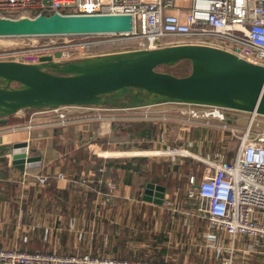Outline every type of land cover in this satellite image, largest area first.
Wrapping results in <instances>:
<instances>
[{"label":"built area","instance_id":"2783aa9c","mask_svg":"<svg viewBox=\"0 0 264 264\" xmlns=\"http://www.w3.org/2000/svg\"><path fill=\"white\" fill-rule=\"evenodd\" d=\"M130 15L133 18V31L123 34L84 36L90 42L67 40L72 36H39L9 38L28 39L33 44L21 50L15 49L0 55V61H24L28 55L50 56L55 61H73L88 57L100 47L112 44L117 51L154 50L159 47L175 45L213 46L227 50L254 64L264 65V0H0V18L21 19L36 18L39 15ZM6 38V37H5ZM4 38V39H5ZM48 39L38 45L40 39ZM3 39V38H0ZM230 48V49H227ZM17 58L18 60H15ZM21 59V60H20ZM39 59V58H38ZM37 59V60H38ZM181 114L192 120H216L223 123V128L230 132V138L237 143L233 157L228 159L213 153L203 160L205 169L201 182L192 176L186 186L185 203L195 209L196 219L206 222L205 232L220 230L229 241V256L220 264H234L233 253L237 250L236 242L241 238L264 243V117L251 115L244 128L227 126L228 116L234 111L214 106L184 105ZM86 110H103L87 107H58L54 110L34 111L35 114H48L53 120V127L66 128L80 123ZM101 150L96 149V155ZM156 156L177 157L192 156L187 149H178L172 153L164 149ZM226 154V152L224 153ZM30 158V151H25ZM140 155V154H138ZM14 153H9V163H13ZM105 159L104 157H102ZM172 165L177 164L172 159ZM176 164L174 166H176ZM45 183L44 176L31 175L26 170L18 178H26ZM102 181V182H101ZM95 182V181H94ZM81 180V186L94 183ZM96 191L98 204L111 203L115 194L107 183L97 179ZM26 189L28 187H24ZM111 189H115L112 186ZM168 200V201H167ZM164 205L174 215H191L187 211L179 212L177 201L169 202L165 196ZM214 236V235H210ZM0 264H189L158 263L152 261L124 260L102 257L92 253L59 254L57 252H25L19 249L0 250Z\"/></svg>","mask_w":264,"mask_h":264},{"label":"crops","instance_id":"0c3cea01","mask_svg":"<svg viewBox=\"0 0 264 264\" xmlns=\"http://www.w3.org/2000/svg\"><path fill=\"white\" fill-rule=\"evenodd\" d=\"M170 105L175 104H161L159 106L143 107L140 109L103 108V110H86L82 115V120L79 121L80 123H75L60 129H58L59 127L51 129L52 127L47 124L43 125L41 128H37L39 129L37 131L36 128L32 131L28 130L29 120L26 125L22 126V121L18 120L16 123H12L9 118L7 123L2 124L3 126L0 127V148H8L5 154H2V156L0 154V161L3 162V160H5V162L9 163V159L7 158L8 154L14 153L16 145L26 143L30 151V156L39 158L40 162L39 166L26 167L27 171L30 172L31 175L33 174V176L37 174V176H44L47 179L45 183H41L36 179L30 177L26 178V184H28L26 190L33 192L20 195L21 203H23L24 198L27 200V198L29 199L33 196L35 202H41V195L34 193V190H36L35 185H39L41 188L44 186L47 188L54 187L57 193L60 191H68L69 195H71V199L76 200L77 204L80 203L83 197L85 198L90 194H92L91 196L93 197L92 207L89 209L93 215L88 217L84 222L83 219L80 220L79 223L77 222L79 224H77L78 227L74 228L75 223L73 222L72 225V221L77 219V208L79 206L73 208L72 212L74 218L69 217L71 213L70 209L73 207L71 205L74 204V201H72V203H68L67 211L65 209L67 213L64 211V214L67 215L65 217L62 212H57L59 209L47 208L40 211L37 210L35 204H33L29 209L32 220L30 223H26V228L27 226L37 223L39 218L42 219L45 217L44 220L49 222L51 216H60L62 218L61 221H59L62 229L60 234L67 233V247H69V250H72L74 254L78 252V249L74 250L78 245L77 242L80 245L82 242L87 244L85 234H83L84 231L87 233L90 229H97L95 244H113L116 238L120 236L119 234L122 233V230L128 228L127 226L132 219L136 220L138 217L142 216L143 220H145L147 216V218H149L147 220L153 222L151 226H156V228H154L156 233H160L163 226H166L164 230L167 231L165 237L171 245L168 247L171 248L170 252L173 253L171 257L175 260L174 262L220 264L226 256L231 254L228 250L229 246H231V241L216 228L206 233V222L196 219L194 214L196 213L195 209L185 208V211L191 215H171L169 224L164 223L165 225H162L161 215L163 214V210H169L164 203L162 206H159L147 201L129 202L131 195L135 198L136 196H140V194L144 195L145 189L141 192L136 178L139 176L138 174L140 172V174L145 173V171L149 169V165L155 164L154 161L149 162L150 156H155L154 153H160L164 149L170 148L169 146L171 144L179 145L178 147L187 149L190 152L193 151L198 155H202L203 151L206 152L204 154H207V156L213 153L220 154L222 152V133L219 131V123H215L213 120L189 119L187 116L181 114L182 107L175 108ZM230 115L231 114L228 116L229 120L227 123L229 126H233L234 122H232L233 119ZM128 124L137 125L133 135L122 130V127L128 126ZM27 125L28 127H26ZM55 129L58 130L54 131ZM211 142H213L212 149L210 146L208 147ZM207 147L208 149H206ZM96 149H100L102 153L108 154V157L106 156L104 157L105 159L102 158V160L87 157L86 162H84L86 167L83 165L85 168L82 170L81 174L77 176L79 172L78 168L74 166L76 162L74 156H76V154L82 155L86 153L96 154ZM127 150H132L130 151L131 153L137 154L131 156V160L126 161L122 156H124L123 152ZM175 161L177 164L178 162H183L180 156ZM175 164L170 166L174 173H176ZM9 165L13 166L16 172H19L16 173L18 175L23 174L26 170L17 169L13 163H9ZM192 176H194L193 173L187 174V185ZM101 177L109 186L106 192L112 191L115 194L111 203L107 205L98 204L96 191L90 188V186H97L95 182ZM198 177L197 175V178ZM81 180L95 182L91 183L90 186H81V184L78 183ZM197 180L199 181V179ZM7 181L18 185V181L14 176L7 179ZM9 185H11V183H9ZM112 186H114V190L111 189ZM165 189L167 198L168 193L176 194L180 191V188L167 189L165 187ZM40 204L44 205L47 204V202H42ZM113 205L116 206V211L111 208ZM21 207L18 208L17 211L8 208L10 212L7 216L20 218L22 215ZM103 208L109 209L107 212L108 216L106 217L108 226L115 227L111 234L105 236H103L101 229L97 227L98 216L100 214L97 210L100 209V211H103ZM18 224L22 225L21 222ZM18 224L15 226L17 230L21 228ZM167 225L171 227L170 230ZM35 227L36 225L32 227V229ZM45 230L50 237L53 231L50 229ZM79 231L81 232L80 237L84 238V240L80 239V237L75 238V233H80ZM60 234L56 236V240L59 239ZM190 242L192 243L190 244ZM53 243L56 246L59 244L58 241ZM140 243L143 242L131 236L129 247L132 251L136 252L143 247ZM143 244L146 246V250L150 247L147 243ZM59 247L53 251H57ZM236 248L237 250L232 254L234 264H264L263 242L248 241L246 238L241 237L236 242ZM121 254L120 251L116 253L113 252L111 255L119 256Z\"/></svg>","mask_w":264,"mask_h":264},{"label":"water","instance_id":"95a60500","mask_svg":"<svg viewBox=\"0 0 264 264\" xmlns=\"http://www.w3.org/2000/svg\"><path fill=\"white\" fill-rule=\"evenodd\" d=\"M130 15H39L0 18V38L89 36L133 31ZM38 63L0 61V124L21 112L58 107L140 109L161 104L214 106L264 117V65L213 46L175 45L73 61L39 57ZM191 64L188 76L159 70ZM28 145L15 146L13 165L39 166L26 158ZM162 185L148 183L144 202L162 206Z\"/></svg>","mask_w":264,"mask_h":264},{"label":"trees","instance_id":"16d2710c","mask_svg":"<svg viewBox=\"0 0 264 264\" xmlns=\"http://www.w3.org/2000/svg\"><path fill=\"white\" fill-rule=\"evenodd\" d=\"M159 70L166 72V73H170L173 75H177V76H188L191 72V64L188 62H181L176 64L173 67H161L159 68ZM12 122V121H11ZM15 123V121L13 122ZM3 126L2 124H0V127ZM137 125H131L128 124V126H123L122 130H124V132L127 133H131L132 135L135 133L136 131V127ZM58 128V127H57ZM62 127H59L58 129H60ZM58 129H55L54 131H57ZM62 130V129H61ZM61 135V133H60ZM8 148L7 147H1L0 148V154L2 156V154H5L7 152ZM3 160V159H2ZM74 160L76 161L74 163V166H76V168H78V174L77 176H79V174H81L82 170L86 167L84 164V162H86L87 160V156L85 155H80V154H76V156H74ZM0 206L1 207H5V208H11L14 210H18V208H20L21 206V217L17 218L15 217V222L17 220H20L21 223H27V222H31L32 217L30 216L29 213V209L31 208V206L33 204H35V207L37 210L43 211L44 209L47 208H55L56 210H58L57 212H62L63 214L67 211V207H68V203H72V201H74V204L71 205L73 207H71L70 209V216L74 218V214H73V208H77V206H79L77 209L78 211V215H77V219L75 221H72V225L73 222L75 223V227H78V223L80 222V220L83 219V222L87 220L88 217H91L93 215V213H91V211L89 210L92 207V199L93 197L91 196L92 194H90L87 197H83V199L80 201L79 204L76 203V200L71 199V195H69L68 191H60V192H56V189L54 187H49L47 188L46 186H44L41 190L37 189L34 190L35 194H40L41 195V202H47V204L41 205L40 203H37L34 201V196L30 197L29 199L24 198L23 203H21V196L20 193H18L17 188L18 185L17 184H12L13 182H8L7 179H9L10 177H12L13 173H19L18 171L16 172V169L13 166H10L9 163L5 162V160L0 161ZM3 163V164H2ZM85 167H84V166ZM156 166V164H154ZM151 167V171H153L152 173L150 171H145V173L142 174H138L141 177H137L136 181L139 184V188H141V191L145 189L146 185L148 183H153V184H157V185H163L165 186L167 189H174V188H179V186H182V184L184 183V181L182 180L181 183L176 182L172 183V179L175 180L176 178H173L170 176V172L167 171L164 174V169H168L166 166H161V167ZM2 168V169H1ZM157 171V172H156ZM161 171V172H160ZM168 173V174H167ZM190 173V172H188ZM187 173V174H188ZM164 174V176H163ZM76 176V178H77ZM168 177V178H167ZM166 179L167 183L165 184L162 180ZM4 180V181H3ZM163 182V183H162ZM9 183H11V185H9ZM15 190V191H14ZM31 193L33 191H24V194L26 195V193ZM32 195V194H30ZM29 195V196H30ZM34 195V194H33ZM143 194H140V199H142ZM28 197V196H27ZM35 202V203H34ZM115 203V202H114ZM112 203V204H114ZM191 203H185L184 204V208L186 209H192V206L189 205ZM114 211H116V206H112L111 207ZM66 209V211H65ZM103 211H100V209H98L97 211L100 212L99 214V219L97 222V227L99 229H101V231L103 232V236L107 235V234H111L112 230L115 227H110L107 224V220L106 217L108 216V211L109 209L107 208H103ZM194 210V208H193ZM65 211V212H64ZM90 211V212H89ZM67 213V212H66ZM64 217L67 216L66 214L63 215ZM149 218L143 220L142 216L138 217L136 220H133L129 222V225L127 226L128 228L123 229L122 233L119 234L120 236L118 238H116V241L112 243H107V244H102V243H96L95 246V252L94 255H99L102 257H112V253H116V252H120L121 251V255L116 256L114 255L113 257L118 258V259H124V260H138V261H152V262H158V263H164V262H168V263H175L173 260L172 256V252L171 248L165 246V241H167V239L164 237V234L167 231H164L166 229V226H163L162 231L160 233H156V231H154V228H156V226H151L153 222H151L150 220H147ZM78 222V223H77ZM170 222V218L169 217H162V225L164 223L169 224ZM78 224V225H77ZM23 226L19 229V233H21L23 236H26V238H30L31 240L35 237H39L41 240L40 241H44L45 239L49 240L51 239L49 237V234L46 232V230H40V231H34V230H27L29 233L26 235V230L23 228H26V226H24V224H22ZM165 225V224H164ZM169 230L171 229V227L169 225H167ZM15 223L14 225L12 224V230L9 229L10 234L15 235ZM136 237L137 239H139L141 242L143 243H147L149 244L150 247L147 248V250L145 248H142L141 250H138L136 252L132 251L129 247V242H130V237ZM67 233H62L60 234L59 239H57L56 241L59 242L58 246H61L58 248L57 251H53L54 248H52L51 250H39V249H35L32 248L30 246H26V245H21L22 248H20L21 251H25V252H57L59 254H73L72 250H69L68 243H67ZM35 240V239H34ZM36 242H39L38 240H36ZM109 244V245H108ZM84 247H86L87 245L85 244V242H82V244ZM111 253V254H110ZM166 256L167 259H166Z\"/></svg>","mask_w":264,"mask_h":264},{"label":"rangeland","instance_id":"374dc122","mask_svg":"<svg viewBox=\"0 0 264 264\" xmlns=\"http://www.w3.org/2000/svg\"><path fill=\"white\" fill-rule=\"evenodd\" d=\"M65 38L67 40H72V41L75 40V41H79V42H90V39H87L84 36H78V37H73V38L65 37ZM47 41H48V39L42 38V39L39 40L40 43L38 45H43ZM32 44H33V42L29 41L28 39H22V40H13V39H9V38L0 39V55L5 53V52H7V51H12V50H15V49L21 50L22 48H27L29 45H32ZM227 49H230V48H227ZM117 50H119V49H117L116 47H113L112 44H107L106 46H103V47H100V48L94 50L92 52V55H90L88 57H82V55H79L80 57H78V58H76L74 60L88 59V58L94 57V56H104V55H107V54H111L112 52H115ZM16 51H12V52H16ZM130 51H139V50H130ZM37 56H39V55H28V56H26V57H24L22 59L25 62L38 63L39 60H37V59L39 57L37 58ZM15 60H18V59L15 58ZM62 62H67V61H62ZM179 105L180 104H178V106H177V104L176 105H170V106L175 107V108H177V107H182L183 108L184 107V106H181V105L179 106ZM109 108L110 109H120V108H112V107H109ZM109 108H105V109H109ZM101 109H103V108H101ZM47 116H48V114H42V113L41 114H35L34 111L27 110V111H24V112H21L19 114L11 116L10 120L12 121V123L14 121L16 123V121L20 120V121H22V124H21L22 126L26 125V123H28V120H29V122H30L29 123V128H28L29 131H32L34 128H36V131H37V130H39L37 128H41L43 125H47V124H49V126L52 127L51 129H53L54 127L51 126V125H53V120L51 118H47ZM230 116H232L231 117L233 119L232 122H234L233 126L239 128V129H242L246 125H248V122H249V119H250V114H247V113L244 114V113H239V112H232ZM213 122H215V123L217 122V123L220 124L219 125L220 126L219 131H221V133H222L221 139H222V143H223L222 144V150H221L222 151V155L225 158L230 159V158L233 157V154L236 151L237 143L230 138V132L224 130L223 123L218 122L216 120H213ZM226 125L228 126L229 124L227 123ZM26 127H28V125ZM178 146L175 145V144H171L169 146L171 151H172V153L175 152L178 149H181V147H178ZM209 146L212 149L213 142H211L208 145V147ZM208 147L206 149H208ZM130 151H132V150H127V151L123 152V154H125V156H122V157H123V159H126V161L127 160H131L130 157L133 156ZM225 152H226V154H224ZM204 153H206V152L203 151V154L201 153L202 155H198L197 153H194L193 151H191L190 154L194 155L195 158L192 157V156H187V155H186L185 159H183L184 157H182L183 162L182 163L178 162V164L176 166H174L176 168V173H174L172 171V169L170 168V166H172V161L171 160L172 159L177 160L179 158V156L177 157L175 154H173L171 156H164V155L150 156L151 158L149 159V162L150 161H154V163L156 164L157 167H161V166L165 167L166 166L168 168V169L165 168L163 170L164 174L169 170L170 172L172 171L170 173L171 177H173V178L177 177L175 180L172 179V183L176 184V182L181 183L182 180L184 181L182 186H179V188H180L179 192H177L176 194H174V193H168L167 194L170 203H172L173 201H177L179 212L185 211L184 204H185V201L187 200V198H186L187 191L185 190L186 189V185H187V179H186L187 173L188 172L193 173L194 177L196 179H199V181L197 180L198 183L201 182V180H202V175H203L202 173H203V171L205 169V164L203 163V160L208 158L207 154L205 155ZM102 154H104V153L100 152L99 155L102 156ZM83 155H85L87 157H90L92 159L96 158V160H102V157H98L96 154L86 153V154H83ZM154 166H155L154 164L149 165V167H148L149 169H147V170L152 173L153 171H151V167H154ZM164 174H163V176H164ZM196 174L199 176L198 178H197ZM34 175L37 176V174H34ZM13 176L15 177V179L19 180L18 178L20 177V175H18L16 173H13L12 177ZM162 181L165 184L167 183L165 178ZM20 182L22 184L23 179H20ZM95 183L99 184V182H97V181ZM21 184H19V181H18V185L19 186H18V188L16 190V191H18V193H20V195L24 194V192H23V190H25L24 187L28 186V184H26L24 186L21 185ZM35 186H36V190L37 189H39V190L42 189L39 185H35ZM143 196H141L142 199H143ZM129 199H130L129 202H135V201H140L141 202V201H143L142 199H140V196H136V198H135L134 196L131 195ZM10 209H6L5 207H1L0 206V215L6 216V217L0 216V250L1 249H4V250L19 249L20 250V248H22L21 245H23V244L26 245V246H30L32 248H35V249H39V250H43L45 248H46V250H49V249L51 250L52 248L56 249L57 247H59V246L54 245L53 242L56 241V236L59 235L60 232L62 231L61 226H60V222H59L62 219L60 216H51V220L49 222L44 220L45 217L42 218V219L39 218V221H37V223H35L34 225L27 226V228H23L25 230L27 229V230H35L36 231V230H45V229L48 230V229H50L51 231H53L50 234V238L51 239H49V240L45 239L44 241H40L41 239L39 237H35V238H33L31 240L29 237L26 238V236H23L21 233H19V230H17L16 227L14 229L15 230V235L10 234L9 229L12 230V224L14 225V223H15V226H16L18 223H20V220H17L15 222V220H14L15 217H12V216L8 217L7 216L8 213L10 212ZM171 215H174L171 209H169V210L168 209H164L163 210V214L161 215V217L164 216V217H169L170 218ZM33 220H34V218H33ZM22 224H24L26 226L25 223H22ZM18 225H19V227L23 226V225H20V224H18ZM35 225H36V227L34 229H32V227H34ZM27 230H26V233H25L26 235L29 233ZM83 234H85V238H86V241H87V244H86L87 246L84 247V246L80 245L77 242L78 245H77V247H75L74 250L78 249L77 250L78 252L74 253V254H76V255H79V253L80 254H83V253H85V254L86 253L94 254V252L96 250L95 249V246H96L95 241H96V236H97V229H95V230L90 229V231H87V233H86V231H84ZM195 234H197V233H195ZM80 236H81V232L80 233H75V238H79ZM165 236H166V233L164 234V237ZM80 239L84 240V238H81V237H80ZM36 240H38L39 242H36ZM191 243L192 242H190V244ZM140 244L143 245L142 248H146V246H144L143 243H140ZM199 244H200V242H199ZM164 245L167 246V247L171 246L168 241H165ZM113 256L111 258H113ZM165 257L167 259L168 256L165 255ZM175 263H180V262L176 261ZM202 264H204V263H202Z\"/></svg>","mask_w":264,"mask_h":264},{"label":"bare ground","instance_id":"6f19581e","mask_svg":"<svg viewBox=\"0 0 264 264\" xmlns=\"http://www.w3.org/2000/svg\"><path fill=\"white\" fill-rule=\"evenodd\" d=\"M132 155H135V154H137V153H131ZM124 156H125V154H123ZM108 157V154L106 155V153H104V154H102V157Z\"/></svg>","mask_w":264,"mask_h":264}]
</instances>
